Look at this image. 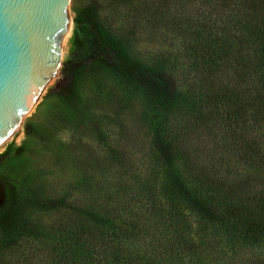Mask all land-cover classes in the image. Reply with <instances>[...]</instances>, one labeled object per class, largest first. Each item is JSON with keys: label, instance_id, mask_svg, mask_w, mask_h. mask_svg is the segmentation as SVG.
Wrapping results in <instances>:
<instances>
[{"label": "trees", "instance_id": "16d2710c", "mask_svg": "<svg viewBox=\"0 0 264 264\" xmlns=\"http://www.w3.org/2000/svg\"><path fill=\"white\" fill-rule=\"evenodd\" d=\"M105 4L115 19L132 16L114 28L93 4L72 8L74 34L92 42L61 63L56 97L77 109L86 69L138 95L149 134L145 168L97 193L80 189L83 199L72 204L49 200L62 219L38 230L27 217L31 195L21 198L0 174V251L34 233L37 264H264V0ZM145 24L176 41L148 63L128 49L147 34ZM20 152L7 145L0 166ZM5 252L0 264H11ZM19 255L13 264H30L34 253Z\"/></svg>", "mask_w": 264, "mask_h": 264}, {"label": "rangeland", "instance_id": "374dc122", "mask_svg": "<svg viewBox=\"0 0 264 264\" xmlns=\"http://www.w3.org/2000/svg\"><path fill=\"white\" fill-rule=\"evenodd\" d=\"M105 1H68L58 37L59 67L18 116L19 126L0 147V153L7 145L21 149L19 155H11L0 166V174L13 183L21 198L29 195L33 198L27 217L37 223V230L55 227L62 219V208L54 212L47 209L49 200L64 197L72 204L82 198L80 189L97 193L96 190L107 189L120 179L128 182L131 175L140 173L146 165L147 114L141 98L126 91L114 76L86 69L76 82L79 103L75 110L63 106L56 97L57 89L64 83L59 72L61 63L71 55L76 59L92 42L90 35L74 34L72 8L93 4L114 28L125 26L131 18L132 15H124L122 20L115 19ZM143 30L145 36L128 41L129 52L141 62L148 63L156 51L170 50L176 42L170 35L149 34L148 24ZM167 85H173L172 78L168 77ZM114 152L119 155V162L114 159ZM33 235L15 243L14 249L10 246L13 251L5 249L0 254L7 250L3 257L13 264L22 250H28L34 253L28 261L37 264L35 254L41 234L40 240Z\"/></svg>", "mask_w": 264, "mask_h": 264}, {"label": "water", "instance_id": "95a60500", "mask_svg": "<svg viewBox=\"0 0 264 264\" xmlns=\"http://www.w3.org/2000/svg\"><path fill=\"white\" fill-rule=\"evenodd\" d=\"M69 0H0V140L60 64Z\"/></svg>", "mask_w": 264, "mask_h": 264}, {"label": "bare ground", "instance_id": "6f19581e", "mask_svg": "<svg viewBox=\"0 0 264 264\" xmlns=\"http://www.w3.org/2000/svg\"><path fill=\"white\" fill-rule=\"evenodd\" d=\"M19 122L20 120L17 122L16 125H14L11 128V130L7 133V135H5V137L0 140V147L11 137V134L13 133V131L19 126Z\"/></svg>", "mask_w": 264, "mask_h": 264}]
</instances>
